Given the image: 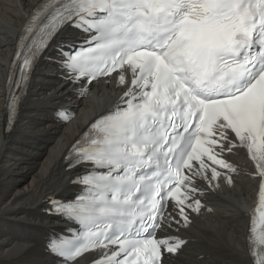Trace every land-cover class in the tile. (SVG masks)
I'll list each match as a JSON object with an SVG mask.
<instances>
[{"label":"snow or ice","instance_id":"6c2138e0","mask_svg":"<svg viewBox=\"0 0 264 264\" xmlns=\"http://www.w3.org/2000/svg\"><path fill=\"white\" fill-rule=\"evenodd\" d=\"M66 25L88 33L79 46L56 45L66 78L91 83L115 73L127 90L68 154L70 169L85 168L73 181L84 188L73 201L52 200L51 210L79 230L52 239L50 253L61 264L100 249L95 264H163L164 252L176 255L187 242L157 231L187 227L186 210L202 207L198 181L218 187V169L236 172L223 153L243 148L260 178L249 257L264 264V0H43L18 39L9 131L35 63ZM169 200L175 211L166 218Z\"/></svg>","mask_w":264,"mask_h":264},{"label":"bare ground","instance_id":"6f19581e","mask_svg":"<svg viewBox=\"0 0 264 264\" xmlns=\"http://www.w3.org/2000/svg\"><path fill=\"white\" fill-rule=\"evenodd\" d=\"M41 1L0 0V264H61L48 244L54 238L69 236L75 226L50 214V202L73 200L83 190L73 184L79 170H67L64 157L78 134L112 108L122 93L117 92L118 84L94 83L89 88L91 95L87 92L82 96L79 89L84 83L66 78L61 69L63 56L56 45L74 44L86 37L80 29L69 26L42 56L18 120L12 131L6 130L10 62L28 18ZM60 111L75 115V119L66 124L57 115ZM228 160L236 169L229 173L233 183L222 179L212 182L218 187H209L208 181H198L203 195H193L201 200L200 212L187 209L191 221L187 227L181 222L161 231V236L187 242L178 254L167 255L163 264H251L247 237L257 187L255 170L243 148L234 149ZM84 172L79 171V175Z\"/></svg>","mask_w":264,"mask_h":264}]
</instances>
